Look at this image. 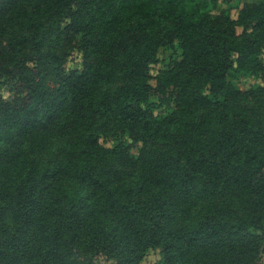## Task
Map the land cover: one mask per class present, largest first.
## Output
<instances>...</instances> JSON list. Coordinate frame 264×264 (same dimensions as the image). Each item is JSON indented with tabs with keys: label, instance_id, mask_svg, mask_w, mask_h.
<instances>
[{
	"label": "trees",
	"instance_id": "trees-1",
	"mask_svg": "<svg viewBox=\"0 0 264 264\" xmlns=\"http://www.w3.org/2000/svg\"><path fill=\"white\" fill-rule=\"evenodd\" d=\"M221 1L0 0V264L258 261L264 0Z\"/></svg>",
	"mask_w": 264,
	"mask_h": 264
},
{
	"label": "rangeland",
	"instance_id": "rangeland-1",
	"mask_svg": "<svg viewBox=\"0 0 264 264\" xmlns=\"http://www.w3.org/2000/svg\"><path fill=\"white\" fill-rule=\"evenodd\" d=\"M243 1H256V0H241L240 2H237L236 0H230V16L231 18H234L236 16V12L238 8L240 7V3ZM225 7V3L221 0H218L217 2V9H222ZM179 48L177 46V43L174 42L172 46L170 47H160L157 50L156 53V62L152 65H150L148 69V74L150 75L149 83L153 84V75L155 74L156 70L159 68L161 64L166 63L169 59H174L179 57ZM80 64V58L79 54L75 51L71 52L70 58L65 64V69H71V68H78ZM235 85L241 89L246 90L252 85H261L264 86V78L257 77V76H242L237 79L232 80ZM1 93L4 97H7L9 95L8 88L4 85H0ZM103 145L110 146L111 142L109 140H103ZM132 153H136V148L132 150ZM159 254L156 250H148L146 254L143 256L140 264H153L158 258ZM96 264H110L109 261L104 260L101 257H95ZM255 264H264V244H263V252L261 253L258 261Z\"/></svg>",
	"mask_w": 264,
	"mask_h": 264
}]
</instances>
